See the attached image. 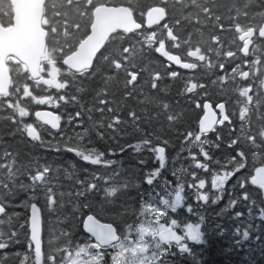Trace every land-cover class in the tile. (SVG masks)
Wrapping results in <instances>:
<instances>
[{
	"label": "snow or ice",
	"instance_id": "6c2138e0",
	"mask_svg": "<svg viewBox=\"0 0 264 264\" xmlns=\"http://www.w3.org/2000/svg\"><path fill=\"white\" fill-rule=\"evenodd\" d=\"M0 112L90 165L126 150L156 162L110 179L0 145V264H203L201 209L224 196L218 215L240 221L225 253L264 223V3L0 0Z\"/></svg>",
	"mask_w": 264,
	"mask_h": 264
},
{
	"label": "trees",
	"instance_id": "16d2710c",
	"mask_svg": "<svg viewBox=\"0 0 264 264\" xmlns=\"http://www.w3.org/2000/svg\"><path fill=\"white\" fill-rule=\"evenodd\" d=\"M163 71V69H161ZM165 83L170 81L165 80ZM147 90V89H145ZM176 88H172V99L175 101ZM180 109L188 110V118L190 122L195 121V110L194 105L188 102L186 97L179 98V104L177 105ZM64 113L72 112L73 106L69 105L67 108L62 110ZM7 115L5 112H0V145L7 146L9 152L18 153L19 159L35 160L38 159L40 163H50L53 167L60 165L62 167H68L69 164L76 165V170L82 171L87 168L89 172H101L108 178H119L124 179L126 177L135 178L140 175L142 171L150 169L155 165L154 157H151L147 151H143L140 154L126 150L124 153L116 152L115 155L109 156V159L115 160L117 163L112 166L105 167L104 165H90L88 162L82 161L75 157L73 154L60 153L58 154L47 145L40 146L38 143L33 144L29 140L22 136L18 132H14V126L2 119L3 116ZM34 120V117L32 118ZM31 122V120L29 121ZM63 126V122H62ZM53 135H58L57 131L51 130ZM45 140H49L52 137L48 133H43ZM132 143V140L128 141ZM101 150H105L106 147L114 145L105 144L104 142H97L93 145ZM178 148V145H176ZM175 155V151L171 153ZM216 155H220L217 153ZM145 160L147 162V168L141 169L138 161ZM186 163V162H185ZM168 168L171 170L172 162L171 159L167 161ZM177 168L180 167L179 162L175 165ZM115 174V176H114ZM101 186H104V182H101ZM25 195L21 193L15 200V203H19L20 200L24 199ZM227 201V196L223 197L222 201H218L217 204H209L203 207L201 211L206 216V231H207V244L203 246H196L197 250L200 251L203 264H264V223L259 220H253L252 225L254 231L251 233L249 240L243 244L240 248H233L231 252L225 253L223 249L228 248V241L232 237V229L240 221H236L230 218L231 214L220 213L221 208L224 207V203ZM194 207H197L194 200L191 201ZM15 211L23 212V209L16 208ZM240 210V209H237ZM85 212L87 210H84ZM48 217L45 215V221ZM216 225H220L225 228L224 235H218ZM259 226V227H257ZM81 229L77 231V234H81ZM76 234V235H77ZM47 238V232L45 231V239Z\"/></svg>",
	"mask_w": 264,
	"mask_h": 264
},
{
	"label": "flooded vegetation",
	"instance_id": "af4514ba",
	"mask_svg": "<svg viewBox=\"0 0 264 264\" xmlns=\"http://www.w3.org/2000/svg\"><path fill=\"white\" fill-rule=\"evenodd\" d=\"M256 3L257 4H260V3H264V0H256ZM172 70H178V71H181V72H184L185 70H182V69H176L175 67H173V69ZM210 92L212 91V90H209ZM211 98L212 97H210V102H211ZM194 110H195V116L197 117V113L200 111L199 109H196L195 107H194ZM200 114H202V113H200ZM179 165H180V167H181V163L179 162ZM189 195H191V194H189ZM81 231H82V227H81ZM77 234V233H76ZM45 235V234H44ZM77 236H79L78 234H77Z\"/></svg>",
	"mask_w": 264,
	"mask_h": 264
},
{
	"label": "water",
	"instance_id": "95a60500",
	"mask_svg": "<svg viewBox=\"0 0 264 264\" xmlns=\"http://www.w3.org/2000/svg\"><path fill=\"white\" fill-rule=\"evenodd\" d=\"M49 110H52V109H49ZM54 131H56V130H54Z\"/></svg>",
	"mask_w": 264,
	"mask_h": 264
}]
</instances>
